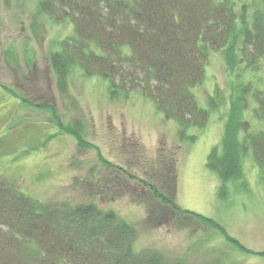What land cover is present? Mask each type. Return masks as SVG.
<instances>
[{"label": "rangeland", "instance_id": "1", "mask_svg": "<svg viewBox=\"0 0 264 264\" xmlns=\"http://www.w3.org/2000/svg\"><path fill=\"white\" fill-rule=\"evenodd\" d=\"M43 1L0 0L1 176L45 204L95 202L115 210L137 228L136 250H157L168 264H264V181L253 150L241 159L242 176L223 187L207 165L210 150L221 143L235 96L244 92L249 99L243 115L251 130H264L255 96L257 89L264 90V56L259 68L240 63L230 70L224 51L213 50L203 82L192 87L210 117L184 133L150 97L138 90L114 93L107 78L85 75L78 65L70 71L67 91L59 89L51 51L60 50L75 30L69 19L53 21ZM55 113L65 123L80 118L95 146L81 148L59 128ZM160 150L167 155H158ZM174 151L177 203L213 218L246 248L218 228L180 223L172 208L148 194L143 179L168 192L165 175L158 168L153 173V164L171 159ZM148 199L161 210L157 224L147 220Z\"/></svg>", "mask_w": 264, "mask_h": 264}, {"label": "trees", "instance_id": "2", "mask_svg": "<svg viewBox=\"0 0 264 264\" xmlns=\"http://www.w3.org/2000/svg\"><path fill=\"white\" fill-rule=\"evenodd\" d=\"M41 6L55 22L71 20L75 30L60 50L51 51L59 89L67 91L70 71L78 65L85 75L107 78L114 93L138 90L150 97L184 133L191 125L204 126L210 117L209 110L198 106L192 87L203 82L213 50L224 51L230 70L240 63L259 68L264 56V0L253 5L242 0H45ZM255 96L256 114L264 121V90L257 89ZM234 98L221 143L207 161L222 187L242 176L241 159L249 149L264 181V130L252 131L244 118L249 104L244 92ZM54 121L81 148L95 146L80 118L65 123L55 113ZM174 154L153 164L165 175L168 192L143 179L148 194L172 208L180 223L218 228L246 248L213 218L177 203ZM144 206L147 220L157 224L161 210L149 199ZM137 234L113 209L95 202L45 204L0 174V264H168L157 250H136Z\"/></svg>", "mask_w": 264, "mask_h": 264}]
</instances>
